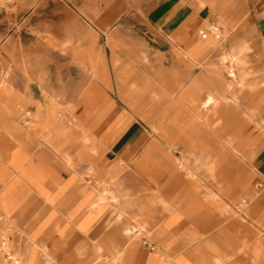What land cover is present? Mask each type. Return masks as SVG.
Instances as JSON below:
<instances>
[{"label": "rangeland", "instance_id": "obj_1", "mask_svg": "<svg viewBox=\"0 0 264 264\" xmlns=\"http://www.w3.org/2000/svg\"><path fill=\"white\" fill-rule=\"evenodd\" d=\"M193 1L0 0V89L9 85L19 95L39 102L56 122L81 103L87 115L88 103L92 115L87 127L97 120L107 100L127 114V126L138 127L135 136L146 135L136 157L152 147L163 167L168 160L175 163L174 174H193L194 179L208 174L233 176L241 184L229 196H216L217 204L197 211L189 220L192 223L170 231L163 229L168 196L160 189L147 191L141 186L130 194L143 202L135 208L136 219L123 214L113 219V228L104 231L121 239L119 260L111 261L105 253L95 256L94 249L78 245V239L53 256L54 261L39 252L34 264H66L76 249L80 264H179L181 257L194 264H264V182L254 169L264 146L262 0H218L224 3L226 15L237 14L240 20L226 31L205 15L197 37L214 44L194 61H184L181 49H108L109 35L119 29L158 45L155 37L159 35L152 32L155 21L181 3ZM90 32L98 35V44L105 48L97 50L105 61L108 86L96 81L87 63V49H79L87 46ZM197 77L203 80L204 91L188 106L181 96ZM6 104L0 94V142H14L20 129L43 127ZM169 132H175L176 138ZM129 173L130 169L124 171ZM203 212L218 215L214 227L189 229L203 220ZM193 232L198 235L196 241L184 245L186 233Z\"/></svg>", "mask_w": 264, "mask_h": 264}, {"label": "crops", "instance_id": "obj_2", "mask_svg": "<svg viewBox=\"0 0 264 264\" xmlns=\"http://www.w3.org/2000/svg\"><path fill=\"white\" fill-rule=\"evenodd\" d=\"M223 5L218 0L181 3L155 21L152 32L159 35L155 37L158 45L129 37L119 29L109 35L108 49H181L184 61L197 60L214 44V41L205 44L197 37L205 15L226 31L240 20L237 14L226 15ZM260 5L259 23L264 32V0ZM79 49H87V63L96 81L108 86L105 61L97 50L105 48L98 44V35L90 32L87 46ZM113 61L117 68L116 56ZM203 91V80L197 77L188 83L181 98L190 106ZM0 94L7 100L6 106L18 109L21 116L32 117L43 126L37 130L20 129L19 137L10 144L0 142V264H10L9 261L13 264L15 260L20 264H34L39 252L54 261L53 256L78 239L81 241L78 245L91 246L95 256L105 253L111 261H117L123 243L104 231L113 228V219L123 214H131L136 219L135 208L143 202L130 194L141 186L147 191L160 189L168 196L163 207L167 214L163 229L170 231L191 222L201 208L217 204L216 196H229L241 185L233 176L220 178L208 174L194 179L193 174H174L171 167L175 163L168 160L163 167L153 156L152 147L136 157L146 135L135 136L138 127L127 126V114L116 110L107 100L101 104L97 120L87 127V119L92 115L88 103L87 115L82 109L85 103H81L56 122L46 107L19 95L9 85L4 84ZM30 105L36 109L30 111ZM1 114L0 110V120ZM174 133L168 134L174 136ZM167 141L174 147L170 139ZM126 169H130L129 175H124ZM254 169L264 182V146ZM173 193L176 195L172 196ZM153 199L146 201L145 206L150 207ZM203 214L199 224L188 228H213L218 215ZM261 226L264 229V222ZM11 228L22 231V235ZM91 236L94 239L89 243ZM197 238L196 232L186 233L184 245L192 244ZM6 254L9 258L5 261ZM79 255V250H74L66 264H80ZM178 261L194 264L182 257Z\"/></svg>", "mask_w": 264, "mask_h": 264}, {"label": "bare ground", "instance_id": "obj_3", "mask_svg": "<svg viewBox=\"0 0 264 264\" xmlns=\"http://www.w3.org/2000/svg\"><path fill=\"white\" fill-rule=\"evenodd\" d=\"M191 55H192V54H191ZM177 122H178V121H177ZM182 122H183V121H182ZM183 124H184V126H185V122H183ZM176 125H177V123H176ZM135 146H136V145H135ZM109 177H110V176H109ZM32 238H33V237H32ZM5 249H6V248H5ZM13 264H20V263H19L18 261L15 260V261L13 262Z\"/></svg>", "mask_w": 264, "mask_h": 264}, {"label": "built area", "instance_id": "obj_4", "mask_svg": "<svg viewBox=\"0 0 264 264\" xmlns=\"http://www.w3.org/2000/svg\"><path fill=\"white\" fill-rule=\"evenodd\" d=\"M216 31H218V29Z\"/></svg>", "mask_w": 264, "mask_h": 264}]
</instances>
